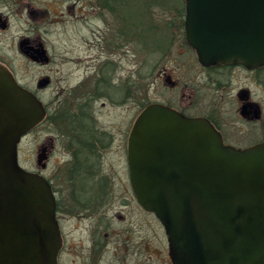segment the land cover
<instances>
[{"label":"flooded vegetation","instance_id":"obj_1","mask_svg":"<svg viewBox=\"0 0 264 264\" xmlns=\"http://www.w3.org/2000/svg\"><path fill=\"white\" fill-rule=\"evenodd\" d=\"M93 3L96 9L90 14ZM244 9L245 33L258 32L262 24L258 6L246 3ZM181 10L170 23L148 17L143 29L159 31L164 39L146 47L137 38L135 22L123 9L122 0H0V69L41 102L45 116H51V138L36 148L34 169L21 165L20 148L46 118L18 143L19 165L45 177L51 159L56 163L54 174L61 165L65 174L66 187L58 184L52 172L45 177L58 230L56 264H113L109 252L112 258L120 254V264H127L130 231L120 232L122 242L114 245L111 233L103 230L99 234L101 220L106 219L103 215L110 213L109 201L102 200V195L113 176L103 159L112 150L122 164L120 174L126 178L130 204L155 219L167 241L163 226L152 211L139 204L132 186L128 141L139 114L137 106L142 110L159 104L189 118H205L223 143L236 149L264 143V64L255 60L260 46L257 37L247 53L250 61L204 66L186 40L183 1ZM89 14L94 30L84 28ZM170 30L175 37L168 43ZM136 40L147 52L181 48L176 56L195 65V73L184 78L178 67L169 68V60L179 65L178 59L165 52L156 65V78L148 75L146 100L137 104ZM157 84L159 97L151 98L149 93ZM47 92L50 96L44 99ZM41 158L44 166L39 164ZM79 180L85 187L77 185ZM120 218L118 212L110 219Z\"/></svg>","mask_w":264,"mask_h":264},{"label":"water","instance_id":"obj_2","mask_svg":"<svg viewBox=\"0 0 264 264\" xmlns=\"http://www.w3.org/2000/svg\"><path fill=\"white\" fill-rule=\"evenodd\" d=\"M184 1L187 41L201 64L246 63L256 37L255 60L264 64V0ZM246 3L258 6V32L244 31ZM44 115L0 69V264L56 261L50 186L17 160L22 136ZM128 160L138 202L165 228L172 264H264V143L235 149L208 120L154 104L136 119Z\"/></svg>","mask_w":264,"mask_h":264},{"label":"rangeland","instance_id":"obj_3","mask_svg":"<svg viewBox=\"0 0 264 264\" xmlns=\"http://www.w3.org/2000/svg\"><path fill=\"white\" fill-rule=\"evenodd\" d=\"M180 0H122V7L128 10L134 20L136 35L139 40L143 41L146 47L156 46L161 43L164 39V35L154 29L146 28L145 23L148 17L154 19H161L165 22L170 23L172 19L176 17L178 11L181 10ZM96 3H93V8H90L88 13L92 14V10L96 9ZM99 3L98 6H100ZM87 15L88 22L85 23L84 28L92 30L95 29V24L91 23V15ZM97 16L94 15V21ZM61 28V26H56L52 29ZM175 37V34L170 30L169 41ZM1 39V37H0ZM170 45V44H169ZM181 48L177 50L174 48H169L167 50L154 51V49L149 52L144 49L142 44L136 40L135 44V73H136V97L137 104L146 100V88L149 85V73H152V78L155 79L158 74V67L156 65L159 63L160 57L165 53H170L176 56ZM178 59V64L173 63L169 60V68L178 67L179 73L185 78L189 74L195 73V65L189 66L185 59L176 56ZM161 88L160 85H154L149 95L151 98L159 97ZM50 92H47L44 99H48ZM206 101H212L209 98H204ZM142 106V105H141ZM141 107L136 108V113L138 114ZM51 138V116L47 115L44 122L35 130L34 133L26 137L21 144L20 148V163L25 168L34 169L36 161V148L42 145L45 141L49 142ZM45 143V144H47ZM115 151L112 150L108 153L103 161L104 166L108 168L113 176L112 181H108L111 184L108 189L102 195V200H108L107 209H110L109 215H103L101 220V228L99 234L103 233V230L111 233L112 235V245L115 243H121L123 236L119 234L120 232H125V229L130 231V247L129 253L127 255V264H171L167 254V241L165 239L164 233L155 219L148 218L143 213L139 212L133 205L129 202V194L127 192L126 178L123 174H120V169H122V164L117 162L115 157ZM47 169L44 172V176L49 178L51 172L54 174L56 163L51 159L46 163ZM55 175V174H54ZM64 170L61 165V169L55 175V178L62 187H66L64 184ZM107 175V174H106ZM113 183V184H112ZM79 187H85V182L83 180L77 181ZM115 211V213H112ZM120 213L119 221H112L110 218L116 216V213ZM111 213L113 216L110 217ZM124 218V219H123ZM73 244L70 245L72 247ZM73 252V250H70ZM121 255L112 258L111 252H109V259L113 264H120ZM74 257H71L73 259ZM76 264V262H75ZM103 264V263H101Z\"/></svg>","mask_w":264,"mask_h":264}]
</instances>
